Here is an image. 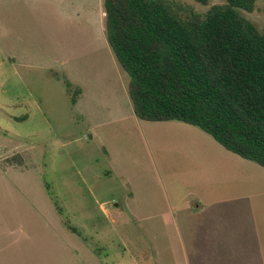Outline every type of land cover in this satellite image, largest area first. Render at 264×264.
I'll return each instance as SVG.
<instances>
[{
	"label": "rangeland",
	"instance_id": "obj_1",
	"mask_svg": "<svg viewBox=\"0 0 264 264\" xmlns=\"http://www.w3.org/2000/svg\"><path fill=\"white\" fill-rule=\"evenodd\" d=\"M165 1L182 17L225 2ZM239 12L264 28V0ZM128 80L103 0H0V233L3 220L24 231L23 264H209L190 260V243L239 234L264 248V168L196 126L137 118ZM210 195L238 219L221 230L197 213L174 243L157 210Z\"/></svg>",
	"mask_w": 264,
	"mask_h": 264
},
{
	"label": "trees",
	"instance_id": "obj_2",
	"mask_svg": "<svg viewBox=\"0 0 264 264\" xmlns=\"http://www.w3.org/2000/svg\"><path fill=\"white\" fill-rule=\"evenodd\" d=\"M256 1L182 17L165 0H103L104 30L137 118L196 126L264 168V28L239 12ZM66 88L74 105L79 90Z\"/></svg>",
	"mask_w": 264,
	"mask_h": 264
},
{
	"label": "crops",
	"instance_id": "obj_3",
	"mask_svg": "<svg viewBox=\"0 0 264 264\" xmlns=\"http://www.w3.org/2000/svg\"><path fill=\"white\" fill-rule=\"evenodd\" d=\"M81 94V93H80ZM80 99V95L77 102ZM77 102L75 104H77ZM163 122V121H162ZM130 195V194H129ZM210 197H218L215 200L211 199L203 205H194L195 200H190V204L185 206L175 205L174 207H167L166 209L159 208L158 211V222L163 223L168 228L174 230V239L181 242V233L177 232L180 228H184L190 232L192 226L196 222V214L198 213V221H205L206 226L222 220L219 228L223 230L226 220L232 223L234 219H238L235 212H231L229 207L225 206L228 204V199H223V195H210ZM129 199H133L129 197ZM199 202V201H198ZM193 205L195 206L193 208ZM225 206V207H224ZM136 207L132 213H148L151 212L145 207L134 205L133 201H129V209ZM144 210V211H143ZM156 211V212H157ZM155 213V212H154ZM134 214V215H135ZM227 215V216H226ZM147 216V215H145ZM3 219L5 216L0 214ZM149 218V216H147ZM139 220L142 217L138 218ZM239 221V220H238ZM4 229L0 233V264H6V262H18L23 264L21 243L24 231L21 228L13 227L3 220ZM191 255L190 260L195 261H206L209 264H264V253H263V242L260 237L254 236H221L212 237L209 236L202 240H193L191 243ZM205 246V253H201L199 250L203 249L199 246Z\"/></svg>",
	"mask_w": 264,
	"mask_h": 264
}]
</instances>
